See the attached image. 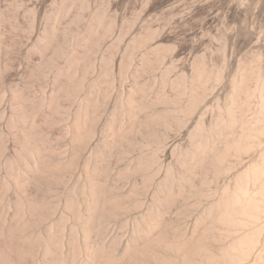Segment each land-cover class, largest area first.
Listing matches in <instances>:
<instances>
[{
    "label": "bare ground",
    "instance_id": "bare-ground-1",
    "mask_svg": "<svg viewBox=\"0 0 264 264\" xmlns=\"http://www.w3.org/2000/svg\"><path fill=\"white\" fill-rule=\"evenodd\" d=\"M70 1L74 0H66L61 4L60 14L64 15L63 12ZM77 15L80 16L81 13L78 14L77 11ZM58 16L60 18V15ZM90 17L80 42L72 46L71 42L70 48L65 52L62 49V51L59 50L60 52L55 49L54 57L43 61L47 67L45 70L50 71L52 70L51 65L56 67L54 64L56 54H59L57 55L59 57L63 54L65 62L62 66L60 65L61 67L57 66L58 68L53 69L56 73L53 75L57 76L56 78L62 76L65 78L64 82L53 78L55 79L54 84L56 80L58 83L48 91L47 95L43 93L44 95L31 97L30 93L22 90L13 92V96L11 95L13 105L17 106L16 109L12 108V113L19 118L17 119L22 122L24 128L20 127L23 140L19 142L20 149L15 150L17 151L16 158L7 159L6 157L4 160L5 167L9 170L7 172L14 176L11 179H14L15 185L18 186L19 194L16 193L14 201L11 200L14 204L11 217L8 216L4 205L0 206V220L3 222L0 226V236L3 240L0 244L2 262L4 264L12 262V251L15 252L18 260L24 261L29 257L31 259L42 247L41 262L40 260L35 262L32 258L34 262L30 264H245V261L248 263L250 252L254 247L252 242L254 240L255 245L258 242V232L262 223L259 209L264 207V179L260 178L259 169L264 167V160L261 164L252 163L243 169L236 176L232 189L224 186L213 200L201 203L205 197L212 194L211 183L228 171L227 157L231 153L236 155L247 150L254 141L251 134H247L244 135L247 138L243 143L238 141L234 146L227 143L222 150L216 147L221 137V127L229 128L235 122L232 106L227 108V120H218L214 126L209 127L208 131L204 130L200 122L197 123L195 130L197 138L192 142L191 150L180 152L175 166L166 163L164 173L159 180L155 178L156 171L159 169V149L151 148L141 149L130 163L117 169L114 174L115 179L111 181L108 179L113 172L110 171L112 170L110 161L114 157L119 159L126 156L128 148L131 150V147L138 145L134 133H142L150 139L158 138L156 127L166 130L182 120L177 114L178 110L185 115L198 107L209 79L208 74L200 68L196 69L189 85L178 77L168 81L165 78L167 68L162 71L163 80L162 78L161 80L168 81L174 92L172 96L159 92L156 98L160 102L171 103L176 107L175 111L169 110L165 113L152 112L149 109L153 101L147 98L145 87L137 81L138 69L132 71L130 76L133 81L130 88L126 93L123 92L124 95L117 92L114 98L113 109L110 112L111 119L106 123L105 134L101 136V139L98 138L97 142L95 141L90 152L86 153L85 159H82L84 160L81 164L83 181H74L75 183L73 182L68 191L66 190L68 193L63 203L66 212L57 216L55 222H51L48 227L45 226L47 231L45 230L44 236L42 235L43 230L42 234L40 230L37 233L27 232L30 226L39 224L43 216L46 215V218L48 214V216L51 215L50 213L53 214L58 204L48 200L50 197L45 196L46 193L45 195L36 193L39 194V198L36 194L35 196L26 194L25 187L29 183H34L38 188L36 192H40L42 191L40 189L41 180L47 184L64 181L65 176L62 173L74 167L88 147L95 134V127L99 122L105 102L113 89L112 59H108L104 54L100 59L99 71L93 78H87V75L94 69V62L89 58L90 53L102 39L109 35L112 29L111 24L105 22L99 12H93ZM76 18L78 19L74 17ZM57 28L47 25L44 33L37 37L34 47L37 51L42 49L41 55L44 50L52 46ZM147 30L150 31V28ZM144 37L145 34L133 36L127 43L124 53L126 54V51L131 50L135 45L141 44ZM51 53L48 57H51ZM143 61L147 63V58ZM43 62L40 60V65L44 66ZM37 66L40 69L39 64ZM126 67V61H120V75L124 74ZM142 69H145V66ZM36 71L43 74L40 70L36 69ZM239 78H235L236 90L241 89L236 83L241 82L242 76ZM85 81H87L86 84ZM183 94L186 95V99L179 103ZM63 99H72L71 101L76 103V106H73L74 111L70 124L66 123L71 145L66 157L52 159L55 148L45 143L48 139L44 140L46 139L45 133L41 130L39 122L37 123L36 115L44 108L54 115L55 119L60 112L63 113L61 111L64 107L62 106ZM262 106L264 107V99ZM43 112L41 113L44 114ZM12 117L8 118L10 122L7 121L13 127L16 126L17 120L14 121L16 118ZM2 135H0V155L4 154L2 151L5 148V139L3 140ZM1 156L2 159L4 156ZM23 165L27 170L25 173H22L23 170L20 172L22 168L25 170ZM138 173H142V177L139 181H132L127 193L114 190V186L120 184L121 180ZM196 178H198L197 182H195ZM2 181L3 179L0 182L2 183L0 201L7 194V192L5 194L6 188H9L8 182ZM259 181L260 184L257 185ZM152 184H154V189L151 196L149 195L148 200H144V194ZM9 200L8 198L7 201ZM142 206L144 209L140 213ZM197 206H199L198 211L188 228L184 222L189 215V209ZM137 209L139 215H135L138 213ZM132 211H135L130 217L132 232L129 233L128 238H124L125 243H121L122 236L120 237L121 234L118 235V233L111 236L109 241L104 239L111 222L120 221L121 228H125L128 222L121 215L125 213L127 215ZM7 216L10 218L8 221ZM14 236L19 240L18 245L13 243L14 240L16 242V239H13ZM93 236L94 240H92ZM37 244L41 246L40 249Z\"/></svg>",
    "mask_w": 264,
    "mask_h": 264
},
{
    "label": "rangeland",
    "instance_id": "rangeland-1",
    "mask_svg": "<svg viewBox=\"0 0 264 264\" xmlns=\"http://www.w3.org/2000/svg\"><path fill=\"white\" fill-rule=\"evenodd\" d=\"M65 1L0 0V135L3 134V140L5 139V148L2 151L4 154H1L4 157L0 155L3 159L0 158V182L3 179L2 182H8L7 186H9L5 191V194L7 192L6 197L4 196L3 200H1L2 202L0 201L3 203H0V206L4 205L3 207H6L9 217H11L10 214L14 210L12 201L16 198V193L19 194V188L15 185L14 179H11L14 176L7 172L9 170L5 167L4 160H6V157L7 159L16 158V152L20 149V143L23 140V136L20 134L22 131L20 127L23 124L12 113V108H17L11 100L13 92L22 90L28 94L30 93L31 97L33 95L38 97V95H44L43 93L47 95L48 91L55 87L58 81L63 80L62 82H64L65 78L62 76L56 78L57 76L53 75L56 74L53 69H56L57 66L61 67L64 64L63 62H65L63 54L59 57L57 56L59 54L54 53V55L56 54L54 60L56 67L51 65L52 70L50 69V71L49 69H47L48 71L45 70L47 67L43 61L53 58L55 49H58V52L61 49L65 52L70 48L71 42V46L78 41L80 42L85 32L86 23L90 20L93 12H99L103 16L104 21L110 23L112 28L109 35L102 39L89 55V58L94 62V69L87 75L88 79L93 78L95 73L99 71L102 54L106 55L108 59H112L111 67L114 74L113 89L102 109L101 117L96 125L97 129L95 127V134H93L91 142L74 167L62 173L65 176L63 182L47 184L41 180L40 189L42 191L39 190L40 192H36L38 188L34 183H31L32 185L29 183L25 187L26 194H34L33 196H35L36 193H42L43 195L46 193L45 196L50 197L48 200L55 201L58 204L53 214L50 213V216L48 214L46 218V215L43 216L45 220L42 219V222L35 224V226L38 225L36 227L30 226L27 229L28 233H37L39 230L41 233L43 230V234H41L44 236L47 231L45 226L48 227L51 222H55L54 220L57 216L66 212L63 203H65V195L68 193L69 187L76 180L79 182L83 181L81 164H83L84 160L82 161V159H85L95 141L97 142L105 134L106 123L111 119L110 112L113 109L114 98L119 92V94L124 95L128 91L133 81L130 74L137 69L139 72L137 81L141 86L145 87L147 98L153 101L149 105V109L152 112L165 113L169 110L175 111V105L160 102L156 98L159 92H165L170 96L173 95L174 91L168 81L178 77L189 85L198 68L204 70L208 74L209 79L202 92L198 107L190 114L185 115L179 110L177 111V114L182 118L180 123L177 124L176 122L169 127L170 129L166 130L156 127L158 138L150 139L146 135H142V133H134L138 145L131 147V150L128 148L126 156L124 155V157L119 159L114 157L110 161V168L112 169L110 171H113L111 172L112 175L108 177L110 181L115 179L114 174L117 169L119 170L127 163H130L141 149L146 150L148 148L159 149V169H157V174H155V178L159 180L164 173L163 170L166 163H171L175 166L178 154L191 150L192 142L197 138L195 131L197 123L200 122L204 130L208 131L209 127L214 126L218 120H227V108L229 106L233 107L235 122L229 128L221 127V137L216 144L218 150H222L227 143L231 146H234L238 141L243 143L247 138L244 135L247 134H251L254 141L247 150L236 155L231 153L227 157L228 171L218 176L211 183L212 194L205 197L201 203L213 200L224 186L232 189L236 176L252 163H262L264 150L260 146L264 144V107L262 106L264 99V35H262L264 33V0H74L73 2H68L67 11L65 10L66 12L64 11L63 15L59 13V10L61 9V4ZM77 11L78 14L79 12L81 13V17L76 16ZM57 13L60 18L55 15ZM73 16L78 17V19H74ZM48 23H52L50 24L51 26ZM47 25L51 28L52 26L58 27L55 29L57 34L53 38L52 46L46 51L44 50L43 55H41L42 49L37 51L34 45L37 42V37L44 33L43 31H45ZM148 28H150V31L147 30ZM138 34H145L143 41L141 44L132 47L131 50H127L125 54L124 49L127 43L133 36ZM51 49L54 50L51 51ZM50 53L51 57H48ZM40 57L44 58L41 59ZM145 58H147V63L143 61ZM40 60L44 66L40 65ZM122 60L126 61L127 67L124 74L120 75L119 63ZM37 64H39L40 69L37 68ZM143 66H145V69H142ZM48 67L50 68V66ZM36 69L43 72V74L36 71ZM164 69L167 70L165 76L168 80L167 82L162 81L163 77L161 75H163L162 71ZM240 76H242L241 82L236 83L239 84L241 89L236 90L235 78ZM53 78L58 79L55 84V79ZM185 99L186 95L183 94L179 103L184 102ZM63 100L62 106L64 105V107L62 108L63 110L61 109L63 113L60 112L59 116L55 115L58 118L54 119V115H51L44 108L36 115V121L37 123L39 122L41 130L45 133L46 139L44 140L48 139L45 143H47V146L51 145L52 148H55L53 149L55 152L51 156L52 159L66 157L71 145L68 125L72 119L71 116H73V108L76 103L71 101L72 99ZM11 117L13 119L16 118L14 120H17L15 122L16 126L12 127L9 124L10 120L8 118L11 119ZM68 118L71 119L69 120ZM45 122L48 123L46 124ZM45 143L44 145H46ZM20 167L22 168V166ZM21 170L24 171L22 173L27 171L26 168L25 170L23 168L20 169V172ZM66 172L70 173L67 174ZM8 174L10 175L7 176ZM141 177L142 173H138L123 179L120 184L118 183L114 186V190L127 193L132 181H139ZM197 181L198 178H196L195 182ZM0 184L1 189L2 183ZM259 184L260 181L257 185ZM153 189L154 184L144 194V200L150 198L149 195L151 196ZM11 196L13 197L11 198ZM36 196L38 197L39 194H36ZM8 198L10 199L9 201H7ZM198 207L189 209V215L184 222L188 228L191 226V221L198 211ZM143 209L144 207L142 206L139 210L140 213ZM139 211L137 209L136 212L138 213L135 215H139ZM133 212L135 211L130 212L131 214L128 213L126 215L125 213L121 215L128 222L127 225L125 224V228H121L120 221L111 222L104 239L109 241L111 236L118 233V235L121 234L122 240L120 241L124 244L126 241H124V238H128L129 233L131 234L132 232L130 217L134 214ZM8 216L7 221L10 219ZM261 220L258 242L250 252L248 263L245 261V264H264V217H261ZM67 223H69L68 220ZM2 224L3 222L0 220V226ZM14 237L13 239H16V236ZM93 238L94 236L92 240L95 239ZM2 241L0 236V244ZM14 241L13 243H17L16 245L19 244L18 238L16 242ZM37 246L40 249L41 246L39 244ZM40 251H42V247L35 253L36 255L34 254V257L25 259L26 261L29 259L27 262L18 260L15 257V252L12 251L11 256L13 259L10 264H30L34 260L35 262L38 260L41 262L42 252ZM0 261V264H4L1 260V255Z\"/></svg>",
    "mask_w": 264,
    "mask_h": 264
},
{
    "label": "snow or ice",
    "instance_id": "snow-or-ice-1",
    "mask_svg": "<svg viewBox=\"0 0 264 264\" xmlns=\"http://www.w3.org/2000/svg\"><path fill=\"white\" fill-rule=\"evenodd\" d=\"M262 35H264V33H262ZM261 149L264 150V144H261ZM259 176L261 179H264V167H261V169H259ZM259 212L261 214L262 217H264V207H261L259 209ZM252 246H255V241L253 240L252 242Z\"/></svg>",
    "mask_w": 264,
    "mask_h": 264
}]
</instances>
